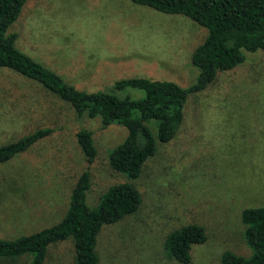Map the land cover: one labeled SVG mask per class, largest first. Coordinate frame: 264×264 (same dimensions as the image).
I'll return each instance as SVG.
<instances>
[{
	"label": "rangeland",
	"instance_id": "rangeland-1",
	"mask_svg": "<svg viewBox=\"0 0 264 264\" xmlns=\"http://www.w3.org/2000/svg\"><path fill=\"white\" fill-rule=\"evenodd\" d=\"M6 31L16 32L17 49L87 92L130 77L172 78L187 87L197 73L190 54L206 32L182 15L128 0H25ZM244 56L187 95L176 133L156 142L132 179L105 160V152L124 138L122 126L77 122L70 107L36 81L0 67V144L52 128L0 163V238L61 219L86 167L74 137L82 126L92 131L97 150L87 168L86 203L94 206L106 187L123 181L140 195L134 212L98 233L99 264H220L223 251L248 255L240 212L264 205V50ZM136 93L141 95L129 91ZM188 223L201 226L205 238L191 244L189 261L180 263L167 257L162 239ZM42 264H73L71 240L50 244Z\"/></svg>",
	"mask_w": 264,
	"mask_h": 264
},
{
	"label": "trees",
	"instance_id": "trees-1",
	"mask_svg": "<svg viewBox=\"0 0 264 264\" xmlns=\"http://www.w3.org/2000/svg\"><path fill=\"white\" fill-rule=\"evenodd\" d=\"M128 1L163 14L182 15L206 30L190 54L191 65L197 71L193 83L182 87L172 78L130 77L115 80L103 90L78 89L15 47L16 32L6 30L16 19L24 0H0V67L36 81L66 103L77 122L93 119L102 126H122L125 136L105 152V160L112 170L132 179L154 152L156 142H167L176 133L189 93L205 88L217 71L240 64L245 52L264 50V0ZM124 90L140 91L141 95L131 96ZM51 131L47 126L38 127L0 144V163L23 152ZM74 137L86 167L70 189L64 214L53 225L11 239L0 238V264H17L21 258L27 260L26 264H42L47 247L65 239H70L73 245V264H99L96 241L100 230L137 209L140 195L128 181L106 187L94 206L86 203L87 168L97 150L90 129L78 126ZM240 221L250 253L243 256L223 251L220 264H264V205L242 209ZM204 238L201 226L188 223L169 231L162 239V246L167 257L187 263L190 245L201 243Z\"/></svg>",
	"mask_w": 264,
	"mask_h": 264
},
{
	"label": "crops",
	"instance_id": "crops-1",
	"mask_svg": "<svg viewBox=\"0 0 264 264\" xmlns=\"http://www.w3.org/2000/svg\"><path fill=\"white\" fill-rule=\"evenodd\" d=\"M24 2H25V0H24ZM24 2H23V4H24ZM23 4H22V6H23ZM22 6H21V7H22ZM20 10H21V8H20ZM19 12H20V11H19ZM18 15H19V14H18ZM18 15H17V16H18ZM16 18H17V17H16Z\"/></svg>",
	"mask_w": 264,
	"mask_h": 264
}]
</instances>
